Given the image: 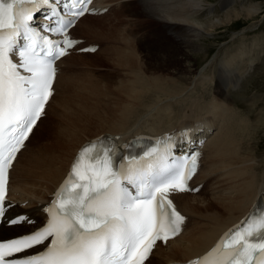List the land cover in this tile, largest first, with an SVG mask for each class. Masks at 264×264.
<instances>
[{"label":"snow or ice","instance_id":"obj_1","mask_svg":"<svg viewBox=\"0 0 264 264\" xmlns=\"http://www.w3.org/2000/svg\"><path fill=\"white\" fill-rule=\"evenodd\" d=\"M89 3L71 0L65 4L69 14L60 15L57 0H0V222L4 225L33 222L27 215H7L13 204L6 198L8 171L45 114L53 96L56 62L79 43L69 38L67 29L88 12ZM45 6L51 23L38 28L35 13ZM48 33L64 38L50 39ZM180 136L186 143L191 132ZM176 139L165 136L142 155L121 156L119 163L115 144L90 142L46 208L50 218L45 225L0 242V264H145L156 242L166 243L177 235L185 220L170 193L198 190L188 182L201 154L176 155ZM41 245L44 251L16 258ZM192 264H264V212L248 218Z\"/></svg>","mask_w":264,"mask_h":264},{"label":"bare ground","instance_id":"obj_2","mask_svg":"<svg viewBox=\"0 0 264 264\" xmlns=\"http://www.w3.org/2000/svg\"><path fill=\"white\" fill-rule=\"evenodd\" d=\"M111 1L117 0H105V2ZM131 2H140L141 5V8L131 13L134 17L142 16L145 18L143 19L145 22L147 21L146 18H150L152 22L158 21L162 24V30H165L163 33L158 32L159 37L154 41L156 43L154 45L152 44L153 46L150 48L153 49L154 47L157 54L148 56L152 51L148 54L141 49L138 51L136 39L132 40L129 38V32L125 31V33L120 32L119 36L122 46L116 48L115 46L108 45L109 47L107 46L108 49L106 50L107 55L105 58L97 56L101 50L93 54L79 53L73 55H79V57H90L93 55V59L95 58L94 61L97 59L101 62L107 60L113 61L115 56L117 57L116 60H122L127 63V66L133 70V73H135L134 70L136 68L133 59H138L142 55L144 57L143 60H151V63H147L148 69L150 64V66L161 71V73L164 69H172L171 71L175 69V73L178 75L182 73L183 76L177 78L174 74V77H170L171 75L165 77L162 74H158L155 75L152 81H148L144 75L142 76L139 73L136 77L133 76L135 79L132 77L133 79L131 78L132 80L130 79L131 81L127 82V84L116 87L118 89L117 91H121L122 93V95H119L117 103H114V105L110 104L108 105L109 107H100L99 104H96L97 102H95V106L92 103L85 104L88 91L86 90V86L79 81V76H83V73H81L82 62H79L78 57H74L73 55L64 57L62 62L67 64L69 68L66 73L57 76V90L47 107V109H50L53 104H56L59 97L60 99L63 98L62 109L58 111L56 121H54L55 124H59L57 125L59 131L56 133V140L47 145L38 143V147L30 152V158L28 156V159L25 160L20 174L15 173L19 168L21 157L25 151L30 149L31 141L36 139L41 128L44 127L45 119L47 120L49 116L42 117L31 136V140L26 141L29 145L27 148L21 149L11 170L8 200H11L13 204L10 206L9 213L19 212L23 215L25 214L33 222L38 223L44 217V206L49 202L51 195L65 176L73 157L90 142L97 140H102L103 142L109 141L112 139L111 136H117L119 140H127L128 145H131L130 138H133L137 134L161 133L171 125L180 124L183 125L182 127H185L186 125H190V122L194 119L197 120L200 118L202 120L204 117H214L219 125L218 131H216L208 145V156L206 158L203 157L202 164L205 170L199 175L200 178L196 180V183L203 182L212 175L220 174L221 172L222 174L214 186L207 191L210 192L212 190V195L209 198L201 197L204 194H186L179 191L171 193L172 199L177 201L181 206V208H178L188 216L189 220L193 218L195 225L186 234L182 233L178 237L167 241L166 247L160 246L159 244H162V242H158L156 244L158 247L153 249V251L156 250L154 257L152 260L149 259L153 256L154 252H152L148 258L149 260H146L148 263H145L168 264L173 261H185L200 255L211 246L217 236H220L238 218L247 215L256 206L264 203V198H262V194H264V170L261 167L263 162L260 163L263 160L259 162L256 157L257 149H259L258 144L255 142L258 132H252L254 128L246 125H251L248 114L244 115L241 110L239 112L234 111L233 106L227 102L230 99L228 97L230 95L227 96L229 88L231 89L229 92L235 91L244 75V72H238L236 65L239 63L236 64L235 62L239 58L240 61H238L241 62L248 55V59H255V55L250 56V53L256 48L257 42L253 41L249 48L248 46H241L239 53L235 52V54L227 56L226 59L224 58L218 62V57L214 56L209 64L212 65L216 62L218 68V73L215 72L212 77L209 75L215 84V97L218 94L223 96V100L221 101H217L218 98L216 99L217 102L213 104V107L204 106L209 110V114L213 110V116H198L194 119H191L192 117L189 116L188 119H191V121L188 119H177L174 122L168 121L164 123L161 120L164 117L168 120L170 116L169 111L171 110L170 108L166 111L165 106L169 102H174V99L171 97L182 94L198 78L196 77L197 72L194 73L192 67L190 68L191 63L188 65L182 64L183 68H180L184 58L189 61L193 60L184 51L185 49L183 47L191 46L194 48L193 51L198 52L199 57L200 55L205 57L208 52L207 48L203 47L204 42L202 41L200 43L195 39H199L202 36L204 38L205 33L211 30L210 27L213 26V21L221 20V18H210L205 23L199 20L198 15H201L209 9H211L210 12L212 11L213 2L210 0H139ZM235 2L236 0H222L220 2L222 7H227L223 15L225 18L224 22L229 23L232 20L238 19L241 15L253 18L254 15L258 14L262 6L260 1L248 0L249 5L247 8H233L229 10L228 7ZM129 3H126L114 12L120 11ZM104 16L86 14L79 20L75 26V30L78 31L77 28L81 26L90 29L99 24L98 22L102 21ZM93 20H97L96 23ZM148 21L150 20L148 19ZM205 24H208V27L204 28ZM106 26H108L109 30L110 28L112 30L115 28V25L111 23ZM217 26L215 24L212 28ZM138 34L143 35L144 33ZM100 37L113 40L111 39L112 37ZM137 39L139 38L137 37ZM158 49H160L159 52ZM202 50L204 51L201 52ZM245 52H248L246 57ZM247 63L249 61H243L244 65ZM235 70L236 72L232 75L225 74L226 71L232 72ZM171 80L173 83L169 84L170 86H166L167 84L164 85ZM107 86L105 85L106 89H108L107 92L110 91L109 94L112 97L113 89L111 86ZM91 88L97 89V84L92 83ZM68 91L71 94L63 97V94ZM223 101L229 104L227 105ZM148 102L153 104H149ZM158 104L161 105L159 106ZM200 104L199 101H196L193 105L200 108ZM74 109L82 111L80 118L73 121L69 120L68 123L67 117ZM147 116H150V118H145ZM219 119H223V121L219 122ZM159 123H162L163 126L160 127ZM200 123L205 129H211L216 125L212 120L208 119H204ZM260 123L262 126L264 119H261ZM193 128L195 129V127ZM197 130L198 128L195 129L194 133H197ZM120 146L122 151L125 152L126 144L122 143ZM261 182L262 184H260ZM260 185V190H257ZM256 191L259 199L253 202ZM23 202H25L24 206L22 205ZM37 226L23 224L10 227L3 224L0 226V238L14 237L29 232ZM157 255L164 261L160 263L155 262Z\"/></svg>","mask_w":264,"mask_h":264},{"label":"rangeland","instance_id":"obj_3","mask_svg":"<svg viewBox=\"0 0 264 264\" xmlns=\"http://www.w3.org/2000/svg\"><path fill=\"white\" fill-rule=\"evenodd\" d=\"M213 2L212 4V11L211 9L205 11L201 15H198L199 20L202 23H205L210 18H221V20H214V24H217V27H210L211 30H209L207 33H205V37L203 36L199 39H195L199 41L200 43L203 41V47L207 48V57H203L202 55L197 54L194 48L191 46H184V51L192 57L193 60L189 61L186 58H184V61H182L180 68H183V65L190 64V68L192 67V70H194V73L197 72L196 82H193V84L186 89L182 94L173 96L171 98L174 99V102H169L165 109L171 110L169 111L170 116L167 120V118L164 117L161 122H168V121H176L178 120H186L189 116H191V119H194L198 116H210L209 110L205 108L213 107V104H215L217 101L223 100V96L217 95L215 97V84L210 79V76L214 75L215 72L218 73V68L216 62H214L212 65H209L214 58V56H217V62L222 59H226L227 56H230L232 54L239 53L241 46H251L253 41L257 42V46L255 49L252 50L250 53L252 55H255V59H248L247 53L245 52V57L241 62L240 58L235 62L237 67V70L240 72H244V75L242 76L239 85L237 86L236 90L233 92H229L231 89L229 88L228 91V97H230V101L228 100L227 105L233 106V110L239 112L240 110L243 111L242 113L244 115L248 114L250 123L246 124L249 127H253L252 132L256 131L258 132L256 143L259 146L257 149V161L262 163L261 167L264 170V124L261 126V119H264V0H254V1H260L262 3L261 10L258 12V14L254 15L253 18H248L245 15H241L238 19L232 20L229 23L224 22L225 18L223 17L224 13L227 10V7H222L220 5V2L222 0H210ZM210 2V3H211ZM249 5L248 0H236V2L233 5H230L228 8L229 10L233 8H247ZM130 6V7H129ZM216 6V7H214ZM228 6V5H227ZM141 8L140 2L135 3L131 2L127 4L123 9H121L118 12H114L112 14L105 15L102 21H99L97 25L90 29H86L85 26H81L77 28L78 31L76 33L78 35H81L83 37H88L95 40H103L110 42L111 46H115L116 48L121 47V39H119L120 32L125 33V31H128V37L132 40L136 41V45H138V51L141 49L145 53H149L152 51L151 54H148V56L157 54L155 52L156 49H150L156 42L155 40L158 39L159 35L158 32H165V30H162V24L158 21H151L150 18H146L150 21L143 20L144 17H134L131 13L135 11L136 9ZM226 8V9H225ZM132 10V11H131ZM228 10V11H229ZM240 12V10H239ZM244 12V11H243ZM242 12V13H243ZM143 20V21H142ZM97 20H93V22L96 23ZM109 23L114 24L115 28L112 30L108 28ZM208 27V24L204 25V28ZM139 31V32H137ZM137 33V34H136ZM138 33H144L143 35ZM100 36H106V37H112L110 39H104ZM142 40L140 41L137 39V37ZM162 41V39H160ZM153 44V45H152ZM109 45V46H110ZM108 46V47H109ZM149 46V47H148ZM108 47L104 48L97 54L98 57H106V50ZM143 48V49H142ZM239 48V50H238ZM150 49V50H149ZM245 49V48H244ZM154 50V51H153ZM160 49H158L159 52ZM202 50L201 52H203ZM238 51V52H237ZM139 53V52H138ZM140 54V53H139ZM219 54V55H217ZM198 55V56H197ZM74 57H78L79 62L81 63L83 76H79V81L83 83L86 86V90L88 91V96L85 100V104H90L95 106L96 104H99L100 107L107 106L108 105H114V103H117L119 100V95H122L121 91H117L116 87L127 84V82H130L133 78L135 79L136 75L141 73L142 76L144 75L148 81H152L155 75L162 74L163 76H170L179 78L182 77V73H175V69L171 71L172 69L163 70L161 71L154 69L149 64V69L147 68V63H151V60H143V56H139L138 59H133V63L136 65V68L134 70L135 73H133L130 69V67L127 66V63H125L122 60H116L117 57L114 56L113 61H105L101 62L99 60L93 59V55L90 57H79V55H73ZM97 56H95L97 58ZM91 58V59H90ZM137 58V57H136ZM182 58V57H181ZM246 61L249 63L243 64V61ZM248 60V61H247ZM98 61V62H97ZM251 61H253L251 63ZM76 62V61H75ZM119 62V63H118ZM213 68V69H212ZM242 69V70H239ZM217 70V71H216ZM244 70V71H243ZM170 73V74H168ZM216 73V74H217ZM210 75V76H209ZM135 76V77H133ZM133 77V78H132ZM132 78V79H131ZM82 79V80H80ZM131 79V80H130ZM91 80V81H90ZM95 81V82H94ZM87 83V84H86ZM92 83L97 84V89L91 88ZM173 83L172 80L168 83H165L164 85L168 86L169 84ZM105 85H108L107 87L111 86L113 89L112 97H110L111 94H109L108 89H106ZM173 85V84H172ZM103 86V87H102ZM170 86V85H169ZM101 87V88H100ZM186 87V86H185ZM156 88V87H155ZM171 88V87H170ZM103 90V91H102ZM105 90V91H104ZM186 92V93H185ZM71 94V92H66L63 94V97H67ZM218 100L216 101V99ZM60 97L57 99L56 104H53L51 108L49 109V117L48 119H45L44 127L41 128L39 134L37 135L36 139L31 141V147L21 157V162L19 164V168L16 170V174H20V171L24 167V162L26 159H28V156L32 150H35L38 147V143H44L48 144L52 141L54 142L56 140L57 131H59L58 126L59 124H55L54 121H56V115L58 111L62 109V100ZM199 101L200 108L195 107L193 104ZM236 101V102H235ZM149 104H153L148 102ZM192 103V104H191ZM170 104V105H169ZM237 104V105H236ZM242 104V105H241ZM159 106L161 104H158ZM192 105V106H190ZM203 105V106H202ZM205 106V107H204ZM240 106V107H239ZM191 108V109H190ZM174 109V110H172ZM197 109V110H196ZM195 110V111H193ZM213 111V110H212ZM211 111V112H212ZM215 111V109H214ZM252 111V112H251ZM257 111V112H256ZM82 111H79L77 109L72 110L69 113V116L67 117V122L69 123V120H78L80 118ZM176 112V113H175ZM253 113V114H252ZM144 116V115H143ZM175 116V117H174ZM223 118V117H222ZM151 119H153L151 117ZM172 119V120H171ZM174 119V120H173ZM191 119H188L191 121ZM248 119V118H247ZM192 120L191 122H194ZM222 122V120L219 119V122ZM255 123V124H253ZM259 121V123H258ZM54 123V124H53ZM176 125V124H175ZM218 125V123H217ZM255 125V126H254ZM47 126L49 127L47 129ZM93 126V124H92ZM159 126H163L162 123H159ZM171 127V126H168ZM92 128V127H91ZM47 130V133H46ZM218 131V129L216 130ZM46 133V134H45ZM216 133V132H215ZM43 136V137H42ZM260 152V153H259ZM260 157V158H258ZM30 158V156H29ZM212 191V190H211ZM205 193L204 195H201V197L209 198L212 194ZM192 226L191 228H193ZM162 258L157 255L155 262L160 263L163 262Z\"/></svg>","mask_w":264,"mask_h":264}]
</instances>
